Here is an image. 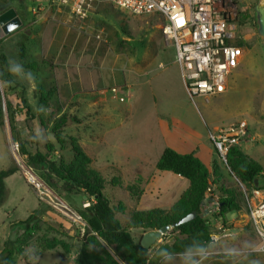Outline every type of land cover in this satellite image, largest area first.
<instances>
[{
	"label": "crops",
	"instance_id": "crops-1",
	"mask_svg": "<svg viewBox=\"0 0 264 264\" xmlns=\"http://www.w3.org/2000/svg\"><path fill=\"white\" fill-rule=\"evenodd\" d=\"M25 7V11L22 9H19L18 11L16 9L17 14L22 20V24L2 37L0 42V53H3L6 56L8 63L10 53L16 55L17 62L20 63L19 48L20 44H22V62L24 64L36 63L34 69L26 66L23 67L26 72L32 73L35 79L32 80L31 76L25 77L19 75L20 80L15 81L13 75L10 73L14 84H10L9 86L6 82H1L0 85V89L5 90H3L5 93L2 94V97L7 106L13 108L14 105L19 106L21 103L28 105V100L24 94L28 89L32 92V100L37 102L38 95L41 91H48L52 88L54 89L53 97L55 96L56 98H58L62 89L64 91H69L71 95L73 93H94L95 91H104V89L108 87V84H98L101 80L100 74L94 73L91 69L86 68V65L80 62V56L72 57L71 52L80 50V48H88V46L91 45V58L87 61H94L96 57L101 62L104 60L105 53L111 48L108 42L110 43L112 41V35L109 26L105 25V31L102 28L96 29L94 25L99 21H96L94 17L96 14L111 11L115 7L108 1H98L84 18L73 16L69 12V9L62 5L48 4L46 6L40 4V7L36 8L34 2H30V4L25 5ZM2 11H0V13ZM50 19L55 21L57 26L56 28H53V31L51 32L48 31L49 29L47 25V21ZM35 23L39 24L36 29L33 28ZM92 27L94 31L89 32V29ZM246 29L247 27L239 29L237 26L236 40L238 43H234L239 49L237 63L226 77L224 90L218 94L212 95L210 97L211 99L209 98L207 101L210 106L202 108L204 118L201 116L202 119H199V122L198 119H178V112L175 117H172V113L178 111V83L184 90L180 69L175 61L173 52L165 58L163 53L154 52L147 55V59H132L134 61V66L138 67V72L134 79L129 77L128 81L124 82L130 89V93L126 100H128V105H132L137 102L136 100H139L138 95L141 91L140 85L149 79V74L151 77L155 76L154 78H156L157 75H159V78L161 76L164 83L159 82V85L157 86L151 84L148 86L150 88H148V94L151 96L152 101L149 104L150 112L147 116H151L152 118L140 119V121L134 124H131L129 119H121V121L117 123V127L114 126L111 129H107L103 126L98 128L96 125L93 127L90 124L91 122H87L88 119H80L78 121L79 127L78 129H73V131L78 132V134H80L79 137L76 136V133L72 132L70 135L77 139L81 148L90 157V167L99 171L105 178L106 183L103 193L110 199L111 205L114 206V204L119 202L123 204L125 212H115V217L121 224L126 222L127 213L132 210L140 211L152 208L168 209L188 187L187 179L174 174L171 171L157 170L155 168L158 158L166 147H170L180 153H193L206 166L208 171L210 173L212 172L215 159L207 134L208 131H213L220 126L235 121L230 118L237 113V108H234L232 104L230 105L229 101L233 98V93H236V99H238L240 97L238 94L241 95L244 92V90L240 88V84L247 74L248 51L252 47L253 39L255 38V35H251ZM21 37L26 39H38L39 46L36 53V59L28 60L25 58L28 49L23 45V42L20 41ZM93 40L101 41V43L105 45L102 46L100 43ZM92 41L93 43H91ZM79 45L81 47H79ZM100 48L101 50H99ZM101 51H103V53ZM153 57H155L156 60L153 64H150L151 60L154 59ZM46 63L49 64V70L48 72L43 73L40 68H43ZM58 69H60V71L57 73ZM164 69L169 70L163 75L161 72ZM48 76H54V78L51 81V84L48 85V88H44L43 83ZM74 83L78 84L76 85V90L72 89ZM10 92H15V96L10 94ZM162 92H166L164 99L166 103L159 105L156 102L155 96L156 93L160 94ZM69 97L70 96L63 99L61 102L64 104L67 103ZM160 97L163 98V95L160 94ZM240 99L241 97L239 100ZM142 101L144 100L142 99ZM95 103H97V101L93 100V104ZM167 109H171V112L169 113ZM14 120L21 121V123L24 124V121L27 119ZM90 120L96 121L97 119ZM28 121L33 123L37 128L44 124L46 120L28 119ZM119 127H121L120 130L123 133L119 132ZM103 128H105V130ZM101 129L104 130V134H113L112 137L110 136L109 142L104 143L102 141L101 132L99 133ZM248 130L250 132L249 126ZM9 132V125L5 124V122L0 124V170L12 168L14 166V164L5 157L3 147L1 148L4 137H9ZM249 132L246 140H251L254 137L252 134L249 135ZM20 134L23 138L28 139L29 137L26 128L20 129ZM99 138L101 140L100 147L97 148L96 145L94 151L91 152V154L88 153V143ZM243 143L244 142L239 145L240 149ZM68 153L71 158V153ZM253 159L256 160L264 170L263 163L258 158ZM125 172L131 173V177L127 181L122 178V174ZM16 178L23 180V177L18 170L5 177L4 181L8 188V194L0 208L10 199L11 193L16 187ZM138 178L140 180L138 183L142 192L138 198H134L126 189V185L135 182ZM212 178L213 176L211 179ZM119 188L126 189V196L121 197L116 192ZM29 202L31 205L27 206L28 208H26L25 214L22 218L8 223L4 220L1 222L0 232L2 231V228L4 231L6 227L9 229L12 228L11 225L14 222L25 219L30 212L39 208L37 197L34 202ZM203 205L204 216L213 224L216 219H214V216L210 213L207 204L204 203ZM118 214L123 216L122 220ZM15 227L17 228V226ZM20 231L21 230H15L14 237ZM129 231L134 239L136 236L140 238L145 232V230L141 228H130ZM2 243L3 242H0V249ZM160 246L161 245L151 246L149 257H155V254L160 255V252L162 251L159 249ZM55 249L61 253L59 248ZM44 251L47 250L42 251L39 249L35 255L31 254L32 261L34 258L40 257ZM76 253L77 250L74 249V251L71 252V256L66 255L63 259V263L75 264Z\"/></svg>",
	"mask_w": 264,
	"mask_h": 264
},
{
	"label": "rangeland",
	"instance_id": "rangeland-1",
	"mask_svg": "<svg viewBox=\"0 0 264 264\" xmlns=\"http://www.w3.org/2000/svg\"><path fill=\"white\" fill-rule=\"evenodd\" d=\"M235 1L237 2L239 8L236 26H238L239 29L247 27L246 30L251 35H255V38L253 39L252 47L248 51L247 74L240 84V88L243 89L244 92L241 95L238 94V96L241 97L240 100V97L236 99V93H233V98L229 101L230 105L232 104L234 108H237V113L230 119L235 120L234 122L244 119L247 122V126L250 127L249 135L252 134L254 137L251 140L249 139L243 141L244 143L242 144L241 149L250 157L258 158L264 166V42L262 41V38L259 36V34H257L256 29L257 21L254 7L257 5L258 0ZM30 2H34L36 8L40 7V4L46 6L48 4H55V0H0V11L9 7H13L15 10L17 9L19 11V9H22L23 6L30 4ZM94 19L100 22L95 23L94 26L96 29L102 28L105 31V25L109 26L112 35V41L110 43L108 42L111 48L105 53L104 60L101 62L96 57L94 61H87L91 58V45H89L88 48H80V50L71 52V56H80V62L85 64L86 68L91 69L94 73L100 74L101 80L98 82V84H108V87L105 88L104 91H95L94 93H73L71 95L69 91H64L62 89L58 98L55 96L52 97L53 99L49 106L38 107V102L32 100V92L28 89L27 92H24L25 97L28 100V105L21 103L19 106L14 105L13 108H9L2 97V94L5 93V90L0 89L2 119L5 124L10 126L9 137H4L1 148L3 147V150L5 151V157L10 162H12V164L15 163L10 149L9 138L16 140L19 143V147L21 140H23V146L28 151L35 150L37 145L36 139H38V143L42 146L47 143H53L56 149L54 156L62 157L64 160H68L70 156L68 153L69 151L67 144H65L60 149L55 143L52 135V127L55 119H58L63 114L67 115L68 119H78V121L80 119H88L87 122H91V126L94 127L96 125L98 128L103 126L107 129H111L114 126L117 127V123L120 122L121 119H129V122L134 124L140 121V119L152 118L151 116H147L150 112L149 104L152 101L151 96L148 94V90L150 89L148 86L150 84L157 86L159 85V82L164 83L161 76L159 78V75H157L156 78H154L155 76L151 77L149 74V79L140 85L141 91L138 95L139 100H136L137 102L133 103L132 105H128V100L120 102L118 100V94H113L110 91V87H121V85H125L124 82H127L129 77H132L133 79L136 77L138 67L134 66L133 60L135 59H147V55H150L154 52L163 53L165 55L164 58L171 55L173 52L175 58L174 46L172 43L165 42L159 29V25H161L163 19L155 14L133 16L117 8H113L108 12L96 14ZM47 25L49 32L53 31V28L57 27L56 22L51 19L47 21ZM37 26H39V24L35 23L33 28L36 29ZM93 31V27L89 29V32ZM20 41L23 42V45L28 49L27 56L25 58L28 60L36 59V53L39 46L38 39H26L21 37ZM93 41L100 43L102 46L105 45L102 44L101 41ZM93 41L91 43H93ZM234 43L237 44L238 41L235 39ZM79 47L81 46L79 45ZM99 50H101V48ZM101 52L103 53V51ZM153 58L154 59L151 60L150 64H153L156 60L155 57ZM8 59L10 67L12 66L13 62H17V56L14 54L10 53ZM40 70L41 72L43 71V73L48 72L49 64L46 63L43 68H40ZM167 70L169 69H164L161 73L164 75ZM59 71L60 69H58L57 73ZM12 75L15 81L20 80L19 75ZM53 78L54 76H48V78L43 83V87L48 88V85L51 84ZM1 82L2 81L0 80V85ZM7 84L9 86L10 84H14L13 79L11 83ZM76 85L78 84L74 83L72 87L73 90L77 89ZM166 92L160 93L163 95V98L160 97V94L156 93V102L159 105L166 103L164 100ZM10 94L15 96V92H10ZM68 96L70 97L67 103L64 104L61 102L63 99L68 98ZM210 97L207 99L203 97H196L192 101L187 96L185 90H183V88L178 83V111L173 112L172 117H175L178 112V119H198L199 122V119H202V117L204 118V112L202 111V108L210 106V104L207 103ZM142 99L144 101H142ZM93 100H96L97 103L93 104ZM27 108H29L28 114L26 113ZM167 110L169 113L171 112V109ZM14 119H45L46 121L44 124L40 125V127L36 128V126L28 120H25L24 124H22L21 121ZM90 119L97 120L93 121ZM78 127V122H68L63 128L62 132L63 134L65 133V136H71L70 134L76 133V136L79 137L80 134H78L76 131H73V129H78ZM22 128L27 129V133L29 134L28 139L21 137L20 129ZM105 128L103 129L105 130ZM103 129H101L99 133L101 132L100 134L102 135V141L106 143L109 142V138L110 136L112 137L113 134H104ZM120 129L121 127H119V132L123 133ZM34 134H36L37 138L36 136H33ZM100 143V138L94 140L93 142H89L87 152L91 154V152L94 151V147L96 145L97 148L100 147ZM106 148L110 150L108 147ZM213 154L214 159L218 160L216 153ZM218 164L220 166H216V169L219 174V179L222 180L223 189L234 193L240 208L238 210H229L228 212L224 213L222 219H224L223 221L225 222L224 226L229 228V236L220 239L217 243L212 245L210 249L213 252L202 259L199 257L198 264H234L236 262L264 264V252L256 250L259 244L258 238L253 231V227L247 215V206L244 199L243 188H249H247L245 183L237 179L233 173L230 172L228 167L219 161ZM122 175V178L126 179V181L131 177V173L129 172H125ZM15 183L16 187L14 191H12L10 199L0 208V224L3 220L8 223L10 221L12 222L22 218L25 214L26 208H28L27 206L31 205L29 201L34 202L37 197L35 196L36 194L34 190L25 182L24 179L20 180V178H16ZM54 189L57 194L61 196L75 210L82 207L83 201L88 200L85 199L86 195L82 190H72L70 192H65L61 189L60 185L55 186ZM261 189L264 190V184L261 186ZM116 192L121 197H123L126 196L127 191L125 188H119L116 190ZM37 200L38 204L40 203V229L28 244L29 253L35 255L39 251V243L44 239H46V241L56 239L57 241L65 243L66 245H69L75 249L82 235L79 230V226L69 221L53 207L38 199V197ZM118 215L122 220L123 216L120 214ZM11 226L12 228L10 229L6 227L5 231L2 228V231L0 232V242H3L6 238H14L15 230L18 231L21 227L19 224H17V222H14ZM15 226H17V228ZM211 231H214L212 227ZM172 233L173 229L171 228L165 234L167 236L160 237L152 244V247L155 245H161L159 249L162 251L160 252V255L155 254V257H149L148 264H166L165 257L168 256L167 246L170 243ZM135 240H139V237L136 236ZM242 243H246L248 245L246 256L234 262L224 254V249L226 246H239ZM74 249H72L71 252H73ZM71 252H69L67 255L71 256ZM174 256H176L178 259L179 254ZM173 263H175V261ZM16 264L24 263L21 261V258L17 257ZM32 264L64 263L61 262L60 253L57 251V249H52L44 251L38 258H34Z\"/></svg>",
	"mask_w": 264,
	"mask_h": 264
},
{
	"label": "trees",
	"instance_id": "trees-1",
	"mask_svg": "<svg viewBox=\"0 0 264 264\" xmlns=\"http://www.w3.org/2000/svg\"><path fill=\"white\" fill-rule=\"evenodd\" d=\"M22 10L25 11L26 7L23 6ZM1 40L2 37H0V42ZM22 57L23 46L20 44V63L31 69L36 67L34 62L24 64ZM0 80L6 83L12 81L9 63L3 53H0ZM53 95V88L41 91L38 95V107L49 106ZM26 113H29V108L26 109ZM68 122H78V119H68L67 115L63 114L55 119L52 127L53 139L59 148L67 144L68 151L71 153V158L69 157L68 160L54 156L56 149L53 143L42 146L38 143V139H36L37 145L34 151L25 149L24 142L21 140L20 152L26 156L27 164L34 167L49 186L54 188L60 185L65 192L82 190L86 199L90 201L88 206L77 209L85 220L86 226L75 248L77 250L75 264H148L151 248L142 247L138 240L132 237L129 229L155 230L163 225L174 223L192 211L195 212L193 218L172 228L173 233L167 246V253L168 255L180 254L189 245L206 246L210 239L211 227L206 222L208 219L204 216L203 204L205 189L211 181L217 185L216 189L220 194L219 211L213 216L223 218L224 213L229 210L240 208L234 193L223 189L222 180L219 179L216 169L219 165L216 159L210 173L193 153H180L166 147L158 158L155 168L171 171L187 179L188 187L168 209L132 210L127 213L126 222L121 224L115 217V212H125L123 204L119 202L114 206L111 205L110 199L103 193L105 178L99 171L90 167L91 159L81 148L77 139L63 134V128ZM2 123L0 93V124ZM226 167L249 189L254 186L256 178L264 176L263 167L243 152L239 145L229 149L226 156ZM16 170L15 166L0 170V206L8 194L4 179ZM139 181L138 178L135 182L126 185V189L134 198H138L142 192ZM39 214L40 208H37L25 219L17 222L21 226V231L14 238H7L3 241L0 249V264H16L17 257L21 258L24 264H32L28 244L40 229ZM38 248L42 251L59 248L61 262L74 249L56 239L49 241L44 239L39 243ZM234 264L261 263L236 262Z\"/></svg>",
	"mask_w": 264,
	"mask_h": 264
},
{
	"label": "built area",
	"instance_id": "built-area-1",
	"mask_svg": "<svg viewBox=\"0 0 264 264\" xmlns=\"http://www.w3.org/2000/svg\"><path fill=\"white\" fill-rule=\"evenodd\" d=\"M98 1H108L129 15L155 14L163 19L159 25L161 35L165 42L172 43L175 48V61L180 69L184 90L192 101L196 97L207 99L224 90L226 77L239 56V49L234 44L239 12L235 0H55V4L66 6L73 16L84 18ZM110 91L118 94L120 102L126 101L130 93L127 85L112 86ZM248 132L244 119L208 131L207 138L217 161L226 166L229 149L245 141ZM9 139L14 165L38 199L79 226L83 235L85 220L45 182L34 167L27 164L19 143ZM243 194L247 215L259 242L256 250L264 252V190L253 186L243 188ZM204 195V203L215 215L219 211L220 197L213 182L207 185ZM89 203V200L83 201L82 207ZM214 219L213 224L206 221L214 231H211L206 244L208 252L205 256L213 252L210 249L212 245L230 234L221 217L214 216Z\"/></svg>",
	"mask_w": 264,
	"mask_h": 264
},
{
	"label": "water",
	"instance_id": "water-1",
	"mask_svg": "<svg viewBox=\"0 0 264 264\" xmlns=\"http://www.w3.org/2000/svg\"><path fill=\"white\" fill-rule=\"evenodd\" d=\"M254 8L256 13L257 31L259 36L262 38V41L264 42V0H258V3ZM21 24L22 20L13 7H9L6 10L2 11L0 13V37H3L5 34H8L11 31L15 30ZM10 26H12L11 30ZM263 184V177H258L254 181L255 187H261L263 186ZM194 216L195 212L192 211L179 218L172 224L163 225L155 230H147L140 236L138 243L142 247L149 249L156 240L165 235L171 228L190 220Z\"/></svg>",
	"mask_w": 264,
	"mask_h": 264
},
{
	"label": "clouds",
	"instance_id": "clouds-1",
	"mask_svg": "<svg viewBox=\"0 0 264 264\" xmlns=\"http://www.w3.org/2000/svg\"><path fill=\"white\" fill-rule=\"evenodd\" d=\"M10 26V30H11ZM10 73L14 75H23L25 77L31 76L32 80L35 79L32 73L26 72L23 65L18 62H13L12 66L9 68ZM248 245L242 243L239 246H226L224 249V254L227 255L234 262L241 259L247 255ZM208 252V249L204 245H189L184 249L182 253L179 254L177 259L176 256L169 254L165 257L166 264H198V258L205 256Z\"/></svg>",
	"mask_w": 264,
	"mask_h": 264
},
{
	"label": "flooded vegetation",
	"instance_id": "flooded-vegetation-1",
	"mask_svg": "<svg viewBox=\"0 0 264 264\" xmlns=\"http://www.w3.org/2000/svg\"><path fill=\"white\" fill-rule=\"evenodd\" d=\"M6 10V9H5Z\"/></svg>",
	"mask_w": 264,
	"mask_h": 264
}]
</instances>
